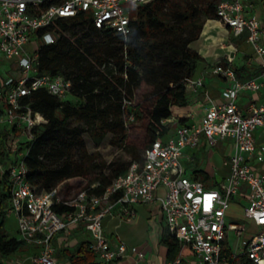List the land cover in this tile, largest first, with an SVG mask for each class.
Returning <instances> with one entry per match:
<instances>
[{"label": "built area", "instance_id": "built-area-1", "mask_svg": "<svg viewBox=\"0 0 264 264\" xmlns=\"http://www.w3.org/2000/svg\"><path fill=\"white\" fill-rule=\"evenodd\" d=\"M151 0H0V57L15 59L21 78L1 77L0 93L5 107L0 110V127H11L5 148L13 156L8 168L0 165V179L6 174L10 197L5 214H12L17 223L19 238L32 252L25 256L16 253L7 258L8 264H57L55 237H68L77 226L89 234L87 248L104 262L120 260L128 251L135 257L131 264L144 258L136 247L118 241L111 245L103 229V219L113 216L116 209L127 221L135 218L133 206L158 200L169 233L179 246L186 248L197 264H231L246 256L252 264H264V174L253 170L249 162L264 159V145H256L253 133L264 128V94L259 104H252L248 114H242L234 100L241 90L255 91L253 80H238L229 65L215 64L212 73L228 80L223 89L225 102L211 104L198 122L178 125L173 135L157 138L143 150L142 162L133 161L125 174L114 178L102 194L80 190L68 199L53 188L38 192L27 180L24 157L26 143L33 139L31 129L47 120L32 112L23 103L33 91L44 88L49 94L64 98L72 82L62 75L38 73V49L56 41L54 33L39 34L56 19L86 13L97 29H110L126 37L129 33L131 12ZM252 0H226L218 4L217 20L227 26L233 36L247 32V41L261 59L264 70V43L261 41L260 22L248 11ZM187 90H195L202 80H188ZM168 119L163 121L167 125ZM13 129L26 137L20 142ZM203 136L205 142L232 141L230 175L215 187H206L198 179L185 175L180 157L186 147H196ZM95 184L90 187L93 188ZM159 188L164 189L158 197ZM243 195L246 201L244 217L255 228L249 237L246 222H227L225 213L234 197ZM72 207L58 213L54 205ZM233 232L239 240L238 253L228 251L227 234ZM178 256L166 264H186Z\"/></svg>", "mask_w": 264, "mask_h": 264}, {"label": "trees", "instance_id": "trees-1", "mask_svg": "<svg viewBox=\"0 0 264 264\" xmlns=\"http://www.w3.org/2000/svg\"><path fill=\"white\" fill-rule=\"evenodd\" d=\"M222 1L226 0H151L132 11L126 37L95 28L86 13L56 19L41 30L39 34L54 33L56 41L39 47L38 73L62 75L72 86L64 98L39 88L23 99L32 112L47 120L31 129L33 139L26 143V180L38 192L56 188L64 199L80 190L100 195L114 178L125 174L131 162H142L143 150L167 134L169 126L163 121L171 117L172 108L188 103L185 84L203 61L190 44L198 40L205 20L217 18ZM7 133L0 136L1 156H5ZM84 133L96 147L111 134L109 143L129 154L128 165L99 164L97 154L86 150ZM76 149L79 159L73 161L71 153ZM102 166L108 167L110 176L96 172ZM192 178L208 184L210 177L196 171ZM9 197L4 174L0 179V264L30 248L4 230ZM53 208L58 213L73 209L60 204ZM161 239L166 259L173 261L181 248L166 228ZM58 257L68 264H121L120 260H100L86 242L72 250L60 247ZM231 264L252 262L243 256Z\"/></svg>", "mask_w": 264, "mask_h": 264}, {"label": "crops", "instance_id": "crops-1", "mask_svg": "<svg viewBox=\"0 0 264 264\" xmlns=\"http://www.w3.org/2000/svg\"><path fill=\"white\" fill-rule=\"evenodd\" d=\"M249 15L254 16L261 24L262 34L261 41L264 43V0H252V8L248 11ZM212 20L215 21L216 24H210L207 29V33L203 34L204 25L207 21ZM190 48L195 50L202 58L203 61L199 64L196 69L192 81L201 79L202 85L198 86L195 90H187V105L184 107H173L171 117L168 119L167 125L169 126L166 137L173 135L174 128L178 125H190L199 121L205 110L211 104H220L225 102L226 99L223 97V89L228 84V80L224 77L215 75L212 73L213 66L215 64L221 65H229L234 71L235 77L238 80H253L256 84H258V89L255 91L251 90H241L238 92L234 103L238 110L242 114H248L249 108L252 104H259L263 100L264 94V70L260 66L261 59L256 54L253 46L247 41V32H243L240 36H233L230 29L222 24L217 19H207L205 20L200 36L197 41L190 44ZM0 59H3L0 57ZM264 59V57H263ZM1 67V62H0ZM10 69L5 71L7 72ZM2 76L0 75V81ZM4 97L3 93H0V110L5 107L4 105ZM183 118L184 122H179L178 120ZM7 131V135L4 141V152L5 156H1L0 158L7 157L9 154L5 148V142L7 136L10 134L12 130L11 127L2 126L0 127V136L4 131ZM14 133L20 135L19 130L13 129ZM254 140L256 145H264V128H256L254 133ZM163 138V137H162ZM209 144V143H208ZM217 145L222 151V154L219 155L221 167H226L225 171L222 174V179L215 183V186L219 182H224L228 176L230 175V164L229 159L230 156L234 153V144L232 141H217L214 144ZM194 147H186L183 149L180 160L184 167V171L186 172L185 165L183 163L184 160L191 159L192 154L189 155L190 149ZM193 153V152H192ZM10 155V154H9ZM212 155V154H211ZM184 156V157H183ZM194 161V160H193ZM219 164V166H220ZM251 168L255 170L257 173L264 174V159L260 162L252 159L249 162ZM219 166L216 163H211L210 165H206L202 169L197 171L205 172L212 177V173L217 171ZM196 174V173H195ZM190 178V177H189ZM206 187H212L209 184L203 182ZM208 183V182H207ZM164 189L159 188L157 192V196H163ZM9 203V202H8ZM232 206L238 207L242 209L244 212V207L246 205V201L243 195H238L233 198L231 202ZM140 208L144 213L147 214V229L150 232L147 236H139L136 237L135 243H130L128 240L122 238L115 230L120 227V220L114 222L113 230L109 229V224L112 221H116L121 215L119 211L116 209L113 216H107L103 219V229L110 240L111 245L115 246L118 241L124 242L129 248L136 247L138 250L144 253V258L142 260H137V264H166L168 260L166 259V247L162 243V233L163 229H167V225L164 219L163 212L160 207V203L158 200L153 201L151 203L146 204H135L133 206V210L135 212V218L130 222L135 224L138 219V211ZM15 218V217H14ZM106 220V221H105ZM237 222V221H235ZM245 222V221H240ZM248 226V231L244 233L243 238H247L250 236L253 229ZM168 230V229H167ZM17 232V229H16ZM18 234V232H17ZM229 235H232L236 238L233 232H229L227 234V244L228 251L235 252L230 246ZM19 237V235H17ZM90 237L89 234L85 231L82 226H77L71 232L68 237H63L62 235H57L55 237V245H56V255L58 253V249L60 247H66L72 250L78 243L80 242H89ZM179 245V244H178ZM239 246V240H237L236 249ZM181 248L178 256H181L188 260L186 264H197L193 261V256L190 251L186 248ZM32 252V248H28L24 252H22V256L30 254ZM243 257V256H241ZM240 257V258H241ZM240 258L238 260H240ZM135 260V257L130 254L128 251L121 259V264H131ZM236 260V261H238ZM235 261V260H234ZM57 263H58V255H57Z\"/></svg>", "mask_w": 264, "mask_h": 264}, {"label": "rangeland", "instance_id": "rangeland-1", "mask_svg": "<svg viewBox=\"0 0 264 264\" xmlns=\"http://www.w3.org/2000/svg\"><path fill=\"white\" fill-rule=\"evenodd\" d=\"M132 14V12H131ZM210 24H216L215 21L209 20L204 25L203 34L207 33V29L210 26ZM84 33L80 31V35L82 36ZM1 67H0V75L5 78L6 70L8 69V66L11 69V72H8L9 75H14L15 80L18 81L21 78V70L17 67L16 60L15 59H0ZM67 99H70L71 102H76L75 98H72L71 96H67ZM76 123H73L75 125ZM20 142H25L26 137L17 135L16 136ZM85 147L88 153L97 154V162L100 164L102 162L109 163L113 162L118 165L127 166L129 161L131 160L129 154L122 150L118 146L111 145L110 138L111 134H107L104 138V140L101 142L99 146H95L89 136L88 133H84L82 135ZM166 135L163 137L165 138ZM193 152V153H192ZM192 154V160L188 159L184 160L183 163L185 165V175L187 177L192 178L196 171L199 169H202L206 165H210L211 163H216L218 166L220 164V158L219 155L222 154L221 149L217 145H210L207 142H205L203 136H201L200 143L194 147L193 149H190L189 155ZM212 154V155H211ZM1 157V156H0ZM184 157V156H183ZM13 158L11 155H7V157L0 158V165H2L4 168H8L10 165V160ZM79 159V151L78 149L72 151L71 153V160L77 161ZM194 160V161H193ZM226 167L222 166L221 164L217 171H214L212 173V177L209 178L208 184L210 186H214L217 180L219 181L222 179V174L225 171ZM96 172H102L105 176H110L108 167L97 168ZM73 194V193H72ZM71 194V195H72ZM71 195L69 197H71ZM73 196V195H72ZM138 211V219L135 224L131 223L130 221H127L124 219V217L120 216L116 221H112L109 224V229L113 230V224L114 222H117V220H120V227L115 230L122 238L128 240L130 243H135L136 237L139 236H147L150 232L147 229V214L144 213L140 208L137 209ZM225 217L227 222H234V221H245L247 224H251L249 220H246L243 214L242 209L232 206V204L228 207L225 213ZM106 221V220H105ZM252 225V224H251ZM5 232L11 236V237H17V223L12 214H5V220L3 224ZM253 229V226H250ZM247 236V235H244ZM229 242L230 246L233 250H236L238 255L242 254L241 250L236 249L237 240L234 236L229 235ZM58 255V253H57ZM59 258V257H58ZM4 264H8V260L6 259L4 261ZM57 264H68L67 259L60 257L58 259Z\"/></svg>", "mask_w": 264, "mask_h": 264}]
</instances>
